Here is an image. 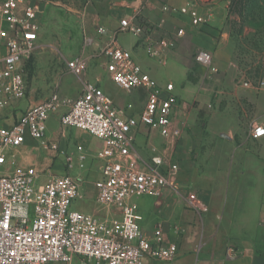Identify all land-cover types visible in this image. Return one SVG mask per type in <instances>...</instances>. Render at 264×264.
I'll return each instance as SVG.
<instances>
[{"label": "built area", "instance_id": "2783aa9c", "mask_svg": "<svg viewBox=\"0 0 264 264\" xmlns=\"http://www.w3.org/2000/svg\"><path fill=\"white\" fill-rule=\"evenodd\" d=\"M198 1L187 0L193 26L208 21V16L198 9ZM118 32L140 36L143 28L125 18L120 21ZM39 33L35 4L29 0H0V264H69L74 257L80 258V264H143L147 255L173 260L177 246L165 239L163 224L156 225L152 238L145 235L133 201L137 196L157 197L165 188L175 187L178 164L167 161L155 146L150 147L149 158H144L135 145L141 126L157 131L174 144L181 136V129L175 124L178 98L173 83H159L135 60L130 50L111 38L103 48L107 57L105 69L119 89L146 92L138 114L126 115L101 87L84 81L79 96L71 98L52 92L8 122L6 109L26 97L24 64L39 47ZM182 34V29L176 33ZM175 45L173 39L147 37L143 40L146 54L161 63L165 52ZM194 60L210 73L217 71L210 51H197ZM86 65L87 59L82 56L67 62L76 75ZM241 85L264 91V75L243 80ZM57 112H61V127L85 130L102 142L96 154L102 162L100 177L94 183L96 203L116 208L119 217H98L73 209V201L80 197L79 179L67 174L39 182L40 171L35 166L18 163L14 150L27 136L38 147L57 150V143L45 137L46 122ZM263 135L262 125L251 131L253 138ZM76 149L78 164L82 167L85 159L82 146ZM67 161L70 165V156ZM6 165L9 168L5 169ZM194 198V194L188 195L189 207L193 206ZM238 255L233 247L225 250L226 259H235Z\"/></svg>", "mask_w": 264, "mask_h": 264}, {"label": "crops", "instance_id": "0c3cea01", "mask_svg": "<svg viewBox=\"0 0 264 264\" xmlns=\"http://www.w3.org/2000/svg\"><path fill=\"white\" fill-rule=\"evenodd\" d=\"M29 1L35 4L34 0ZM205 1L208 0L196 3L200 12L208 16L207 23L200 26L191 24L187 0H94V6L83 11L84 22L96 30L91 37L94 45L101 48L115 38L123 48L131 47L135 60L159 83L163 82L157 69L149 58H144L143 40L147 37L176 41L175 47L165 52L164 63H159L164 65L169 59L183 67L185 81L188 66L184 58L199 50L210 51L217 68L215 73L220 70L214 90L220 104L211 103L201 88L199 104H187L192 88L186 91V97L175 92L178 98L175 124L181 129V136L175 144L144 126L136 133L135 145L141 156L149 158L150 147L155 146L167 161H175L179 168L175 187L165 188L157 197L143 195L133 198L141 231L152 238L154 228L162 223L165 239L177 246L173 260H159L147 255L143 264H264V135L259 138L251 136L255 126L264 127V91L241 85L243 80L258 77L237 73L232 50L221 30L226 17L225 6L219 2L206 7ZM125 18L142 26L143 33L127 40L124 33L128 32H118L120 21ZM99 29L103 32L100 33ZM179 29L183 30L181 36L176 35ZM106 74L110 80L107 71ZM89 82L101 87L95 81ZM53 92L75 98L59 90ZM81 92L82 86L77 96ZM123 92L125 94L111 88L110 95L105 91L126 115L138 114L146 92L142 89ZM126 94L137 98L126 101ZM140 94L144 96L142 101L138 100ZM43 100L45 98L29 102L27 99L26 104L9 107L5 111L8 122L15 120L28 106ZM117 104L125 105L119 107ZM134 104H142L139 111ZM60 114L50 115L45 132L48 140L57 143V150L38 147L37 142L27 136L25 142L14 150L18 163L35 166L40 171L39 182L50 176H72L74 173L72 177L80 180L79 198H90L95 204V210L84 212L98 217H119L116 208L96 203L94 183L100 177L102 163L96 154L102 142L85 130L61 127ZM70 141L75 142L71 149ZM78 145L82 146L85 155L82 167L78 164ZM67 156L71 157L70 165ZM189 194L195 196L191 200L192 207L188 205ZM227 247L237 249L238 257L226 259ZM74 262L80 264V258L74 257L69 264Z\"/></svg>", "mask_w": 264, "mask_h": 264}, {"label": "rangeland", "instance_id": "374dc122", "mask_svg": "<svg viewBox=\"0 0 264 264\" xmlns=\"http://www.w3.org/2000/svg\"><path fill=\"white\" fill-rule=\"evenodd\" d=\"M219 2L224 4L226 11L221 30L225 33L232 50L237 73L242 72L256 77L264 75V0H208L205 1V6L211 7ZM34 3L38 8L40 44L24 64L27 81L26 97L29 102L46 99L50 92L58 90L76 97L86 80L97 82L110 95L111 88L124 93L108 79L105 70L107 57L103 54L105 45L100 48L91 42L96 30L84 22L83 11L91 9L94 0H34ZM124 34L127 40L135 39L131 33ZM119 42L122 44L120 40ZM127 49L132 52L131 47ZM194 54L184 58L188 66L186 81L184 68L175 65L169 59L163 65L147 54L144 58L150 59L163 83H173L174 92L186 97V91L189 88L193 89L187 104L201 102L200 88L211 103L216 101L215 104H220L214 93L220 70L217 74L208 72L194 60ZM79 55L87 59V65L81 74L76 75L68 68L67 62ZM187 81L189 83H186ZM126 95V101L137 98L131 94ZM140 95L138 100L142 101L144 96ZM27 99L24 97L18 104H26ZM117 105L121 107L125 104ZM134 105L136 111L142 106V104ZM49 124L52 128V123ZM74 143V141L68 143L69 149ZM72 208L92 211L95 204L90 198H77L73 201Z\"/></svg>", "mask_w": 264, "mask_h": 264}]
</instances>
